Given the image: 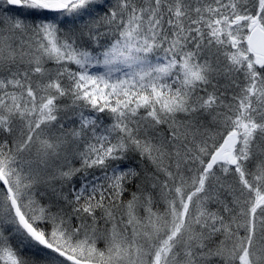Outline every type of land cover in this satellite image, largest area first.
Returning a JSON list of instances; mask_svg holds the SVG:
<instances>
[{
    "label": "snow or ice",
    "instance_id": "snow-or-ice-1",
    "mask_svg": "<svg viewBox=\"0 0 264 264\" xmlns=\"http://www.w3.org/2000/svg\"><path fill=\"white\" fill-rule=\"evenodd\" d=\"M0 264H264V0H0Z\"/></svg>",
    "mask_w": 264,
    "mask_h": 264
}]
</instances>
